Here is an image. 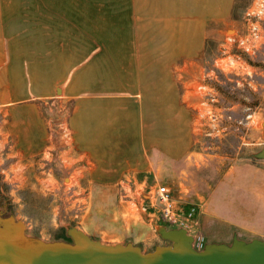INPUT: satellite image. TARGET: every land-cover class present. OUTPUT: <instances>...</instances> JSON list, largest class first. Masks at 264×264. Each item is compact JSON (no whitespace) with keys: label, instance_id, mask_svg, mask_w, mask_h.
I'll list each match as a JSON object with an SVG mask.
<instances>
[{"label":"rangeland","instance_id":"374dc122","mask_svg":"<svg viewBox=\"0 0 264 264\" xmlns=\"http://www.w3.org/2000/svg\"><path fill=\"white\" fill-rule=\"evenodd\" d=\"M81 1L0 0V214L25 224V241L73 242L77 228L148 252L180 227L194 246L264 239V159L251 156L264 147V43L246 58L227 40L246 7L216 26L211 53L158 68L145 64L159 21ZM51 97L62 101L46 119L35 100ZM164 141L191 151L173 158Z\"/></svg>","mask_w":264,"mask_h":264},{"label":"water","instance_id":"95a60500","mask_svg":"<svg viewBox=\"0 0 264 264\" xmlns=\"http://www.w3.org/2000/svg\"><path fill=\"white\" fill-rule=\"evenodd\" d=\"M264 139V118L261 122ZM264 159V147L251 153ZM168 245L143 252L131 243L107 246L73 228V242L25 241V224L0 214V264H264V239L208 243L199 249L184 227L160 230Z\"/></svg>","mask_w":264,"mask_h":264},{"label":"crops","instance_id":"0c3cea01","mask_svg":"<svg viewBox=\"0 0 264 264\" xmlns=\"http://www.w3.org/2000/svg\"><path fill=\"white\" fill-rule=\"evenodd\" d=\"M121 1L130 4L125 10L133 15L132 19L147 20L150 24L159 21L160 26L162 25V32L160 27L149 29V36L162 35L163 39L158 40L155 45L150 42L152 45L145 64L147 67L170 68L179 59L200 57L206 49L208 37L218 29L216 26L235 20L232 12L236 0H109V3ZM92 3H100V0H92ZM36 106L38 107L37 104ZM27 147L38 150L41 146L36 143ZM156 147L173 158H180L191 151L189 144L183 147L181 143L168 141L157 144ZM148 151L149 149L144 151V161L141 160L140 163L143 170L149 169Z\"/></svg>","mask_w":264,"mask_h":264},{"label":"built area","instance_id":"2783aa9c","mask_svg":"<svg viewBox=\"0 0 264 264\" xmlns=\"http://www.w3.org/2000/svg\"><path fill=\"white\" fill-rule=\"evenodd\" d=\"M243 18L241 25L235 29L233 34L228 35L227 40L243 53L253 55L264 43V0H252L244 12ZM158 192L165 217L175 220V216H177L175 200L171 198L169 189L166 186H161L158 188ZM194 210V207H191L189 215ZM195 247L201 249L203 243L200 242Z\"/></svg>","mask_w":264,"mask_h":264},{"label":"trees","instance_id":"16d2710c","mask_svg":"<svg viewBox=\"0 0 264 264\" xmlns=\"http://www.w3.org/2000/svg\"><path fill=\"white\" fill-rule=\"evenodd\" d=\"M249 6V0H236V3L234 5V10L232 12V18L236 19V12L238 10L239 7H248ZM209 45V44H208ZM213 49V46H207L206 45V53H211ZM237 53L241 54L242 56L248 58L247 54L242 53L241 51L235 50ZM62 100L59 98H47V99H36L35 102L39 107L40 113L41 115L48 119L49 118V108L52 109L51 105H53V107L57 108L56 106L61 102ZM70 103V106H68V108L66 109V111L68 113H71L72 110L74 109L75 106V99L71 98L66 100ZM152 156V154H151Z\"/></svg>","mask_w":264,"mask_h":264}]
</instances>
